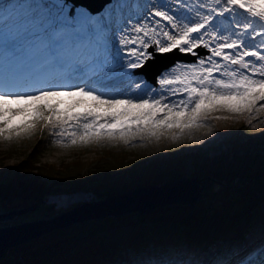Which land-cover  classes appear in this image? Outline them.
Wrapping results in <instances>:
<instances>
[{"label":"snow or ice","instance_id":"1","mask_svg":"<svg viewBox=\"0 0 264 264\" xmlns=\"http://www.w3.org/2000/svg\"><path fill=\"white\" fill-rule=\"evenodd\" d=\"M0 3V26L13 40L39 27L51 40L94 49L60 72L0 85V138L27 135L42 121L57 130V143L127 142L137 133L159 138L163 129L199 128L212 112L264 110V0H115L98 18L72 12L64 0ZM136 8L146 11L133 15ZM150 48L196 60L176 63L157 89L132 78L152 57ZM57 97L79 99L62 109V101L51 102ZM230 264H264V240L237 251Z\"/></svg>","mask_w":264,"mask_h":264},{"label":"trees","instance_id":"2","mask_svg":"<svg viewBox=\"0 0 264 264\" xmlns=\"http://www.w3.org/2000/svg\"><path fill=\"white\" fill-rule=\"evenodd\" d=\"M41 2L35 1V5ZM82 14L89 15L84 10ZM216 124L220 134L212 158L199 157L198 152L174 156L170 161H157L148 152L139 159L128 158L118 150L123 147L112 143L106 147L109 151L103 150L104 158L94 163L97 170L107 172L105 166L113 168L142 160L149 174L153 164H159L156 168L170 164L174 169L189 158L200 171L207 170L208 176L221 183L206 195L207 200L200 198L193 205L160 206L143 214L109 216L60 229L10 249L0 264H218L242 247H254L264 236V157L258 156L255 149L257 144H264V115L217 119ZM42 138L37 149L10 167L7 180L0 182L1 209L13 202L12 206L38 204L49 194L41 181L32 180L42 176L39 172L43 169L54 170L53 165L38 161L47 144ZM220 140L226 148L219 151ZM17 144L16 138H0V156L9 158L8 152ZM158 145L160 151L167 145L175 149L167 141ZM147 146L144 151L151 152L153 144ZM261 150L264 152V148ZM49 171L47 174L53 175ZM79 171L82 169L76 167L73 176L55 173L58 176L47 177L57 185L55 189L62 190L58 192L61 194L101 186L102 180L91 176L94 173ZM30 182L35 184L29 186ZM67 185L75 191H68ZM128 189L125 183L120 191Z\"/></svg>","mask_w":264,"mask_h":264},{"label":"rangeland","instance_id":"3","mask_svg":"<svg viewBox=\"0 0 264 264\" xmlns=\"http://www.w3.org/2000/svg\"><path fill=\"white\" fill-rule=\"evenodd\" d=\"M35 1L38 0H28L29 3L34 5H35ZM114 2L115 0H112V4ZM127 2L130 5H143V3L146 2V0H135V1L127 0ZM81 8L84 7L76 3V7L69 9L74 13L75 12L80 13L82 10ZM2 9H3L2 3H0V12L2 11ZM125 11L127 12L129 10L126 9ZM131 11L133 12V15H135L136 12H141L142 14H144L146 10L136 8V9H132ZM59 45H62L61 42L58 43L55 40H51L48 37L44 36L42 30L39 27L33 29V31L29 34V38L13 40V38L10 36L9 29L4 26H0V76H7V79L5 80H1L2 78L0 79V85L4 84L5 82L21 80L26 77L42 78L52 73L60 72L69 65H75L81 60H86L89 56L93 55L94 53L93 48L89 47V48L78 49L75 48L71 43H68L70 50L66 51V54H64L63 52H61L62 49L58 47ZM200 50L204 52L203 49ZM46 51H49L50 53L53 52L54 53L48 54L46 56L45 54ZM66 55H72V58L68 63L66 62ZM181 63H185V62H181ZM175 65L176 64H174L172 67H168L164 69L159 74V76L169 71V69L173 68ZM40 71L42 72L44 71V72L41 75L37 74ZM133 74L134 73H132V75ZM134 78L135 79L137 78L136 80L138 81L143 80L141 75H138L137 77L134 76ZM74 99H79V98L57 97V98H53L51 102L58 103L62 101V103H60V107L63 109L70 106ZM88 103H91V101H88ZM255 115H264V110H260L259 112L253 111L252 113H247V112L235 113L230 111L212 112L208 115L207 119L202 121V126L200 127V130L196 132L192 128L184 129L183 132H181V130L177 128L163 129L162 134L159 136V138L155 136H148L147 134L137 133L134 139L128 138L127 142H125V139H119V138L117 139L102 138L99 141H93L89 143L78 142L75 145L71 144L69 140H65L63 143H57L58 137L55 135V132L57 130L52 128L51 126L45 128L43 122L39 121L37 122V127L33 132L27 135H22L19 138H16V142L18 144L16 145V148L14 150L8 152L10 153L9 158L5 159L0 156V182H5L7 180L8 169L10 167L24 160L23 158L28 156L29 153H31V151L37 149V146L39 145L40 140L43 137L46 140L47 144L45 148L40 152L38 161L40 163H47L53 165L54 170L50 169L51 171H49L43 169V171L39 172V174H42V176L32 178V180H37V183L41 181L43 190L47 188V190H49V194H47L42 198L41 203L37 204L36 202H34L36 204V207L33 210L28 211L19 216H14L10 220L0 223V227H10V226L18 225L20 223L47 219L52 217L55 213L68 210L83 202L102 200L104 198L112 197L114 195L124 194L125 192H128L136 188L144 187L147 185H156L155 183H157V185H163L167 182H173L180 178L195 177L197 179H200L205 176L210 177L207 174L208 173L207 170L200 171L197 167H195L194 163L191 162V160H189V158L185 159L179 168L174 167V169L170 168V164H163L162 167L160 166L158 168H156V165L159 164H153V168H151L149 174L145 173V170H147L148 168L145 166L144 163L140 162L142 160L138 161L135 164L129 163L127 165L113 167V168H111L110 166H105L107 172H102L100 170H97V168L99 167L96 168L95 167L96 165H94V163L96 162V159L104 158L103 150L109 151V149H106V147L111 145V142H116L118 144H121L118 146L123 147V149L118 148V150L121 153H124V155L127 156L128 158L139 159V157H141L143 154H146L147 152L150 154L149 157L151 158L154 157L156 158L157 161H166V160L170 161L171 159H173L174 156H179L194 152H198L200 155L199 157L212 158L214 155H216L215 151H217L215 150V147L217 146L216 136L220 134L217 132V126L215 120H213L212 117L224 116L227 118L234 119L240 116L254 117ZM69 131H71V129H69ZM141 135H143V138H141ZM174 135L176 136L175 139L169 138V137L173 138ZM165 141H167L169 144L175 145V149L170 150V148L167 147L168 146L167 145L164 148H162L164 149L163 151H160V149H158L159 147L158 144H162ZM220 142L222 144L221 147L219 148V151L224 150V148H226V145L221 140ZM152 144H153V148L151 152L144 151L148 147L147 145L152 146ZM257 145L258 147L255 148L257 150V155L258 156L261 155V157H264V152L261 150L262 148H264L263 147L264 144L262 145L257 144ZM201 154H204V156ZM227 154H228V150H227ZM102 165L104 164H100L99 166ZM76 167L81 168L82 172L84 173H91V172L94 173L91 176H97L99 180H102L101 186L100 184H95L90 189H83L79 192H74L72 194L82 193L84 195H88V197L85 199H80L79 201L76 202H71L67 205H59L57 202H55V200H53V198L58 197L60 195H70V194L58 193L62 190L55 189L58 188L57 185L54 184L52 182V179H50L47 176L54 178L58 176L55 173H60V174L65 173V175L73 176L75 174L74 172ZM59 169L61 170V172H58ZM48 171L52 172L53 175L55 176H53L52 174H47ZM82 172L79 171V173L81 174ZM210 178L214 180L211 189L215 190L216 188L221 186V183L219 181L213 179L212 177ZM125 183L131 189L122 192L120 190L122 189ZM147 183H151V184H147ZM34 184H35L34 182H30L28 185L33 186ZM113 185L114 186L117 185V186L113 188L114 187ZM67 187L70 189L68 191H72V190L75 191V189H73L71 186L67 185ZM107 187H109L111 190H107ZM35 190H37V188ZM208 193L210 192H207L205 194H200V196L197 197V199L201 198L207 200L206 195ZM14 204L15 202L7 205L9 206L7 209L0 208V213H5L13 209H20L23 207L25 208L33 203L30 204L28 203L27 205L12 206ZM171 205L174 204H170L168 206ZM83 223H79V224H83ZM55 231L57 230H54L52 232ZM47 234H44L43 236ZM28 242L24 243V245L23 244L21 245L25 246V244H27ZM21 245H17L16 247H21ZM234 258L235 256H233L230 261H232Z\"/></svg>","mask_w":264,"mask_h":264},{"label":"water","instance_id":"4","mask_svg":"<svg viewBox=\"0 0 264 264\" xmlns=\"http://www.w3.org/2000/svg\"><path fill=\"white\" fill-rule=\"evenodd\" d=\"M72 1L85 7L91 14L97 13L105 4L110 2V0ZM190 57L189 59H194L193 56ZM174 60H177V58L166 61L162 65V68L169 66ZM148 65L146 61L142 68L136 70V73L143 74L145 79L154 85V75L159 72L160 68L156 69L154 73L153 70L148 68ZM213 183L214 180L207 176L200 179L195 177L180 178L163 185H147L102 200L83 202L68 210L55 213L47 219L20 223L10 227H0V260L5 257L6 251L9 248L16 247L54 230L64 229L74 224L90 222L109 216L116 217L133 212L143 214L154 210L156 207L170 204L193 205L200 194L211 191ZM35 207L36 204L33 203L25 208L0 213V223L31 211Z\"/></svg>","mask_w":264,"mask_h":264},{"label":"bare ground","instance_id":"5","mask_svg":"<svg viewBox=\"0 0 264 264\" xmlns=\"http://www.w3.org/2000/svg\"><path fill=\"white\" fill-rule=\"evenodd\" d=\"M64 2H66L68 5H69V8H74V7H76V2L75 1H72V0H64ZM171 69V68H170ZM169 69V70H170ZM44 72V71H43ZM42 71H40V72H38L37 74H42L43 73ZM134 76L135 75H133L132 76V78L134 79V80H136L135 78H134ZM2 78V79H1ZM0 79L1 80H5V79H7V76H0ZM136 81H138V80H136ZM151 87H155V88H159V85H158V83L156 84V85H152ZM123 91H126V89H124V88H121V92H123ZM133 95H135V94H133ZM165 95H167V93H165ZM119 98H124V96L121 94L120 96H119ZM177 99H179V97H169V100L171 101V100H177ZM166 102H168V101H166ZM76 197H78V198H76ZM88 197V195H84V194H82V193H78V194H70V195H60V196H58V197H54L53 198V200H55V202H57L59 205H67V204H69V203H71V202H76V201H79L80 199H85V198H87ZM11 248H9L7 251H6V253L10 250ZM6 255V254H5Z\"/></svg>","mask_w":264,"mask_h":264}]
</instances>
